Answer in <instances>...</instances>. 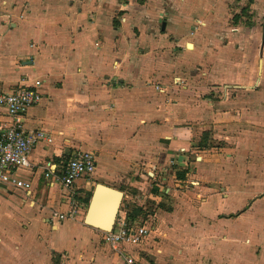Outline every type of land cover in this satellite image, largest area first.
Masks as SVG:
<instances>
[{"label": "crops", "instance_id": "1", "mask_svg": "<svg viewBox=\"0 0 264 264\" xmlns=\"http://www.w3.org/2000/svg\"><path fill=\"white\" fill-rule=\"evenodd\" d=\"M36 80L19 125L44 139L28 190L0 182V264H120L83 220L96 184L151 220L122 253L139 264H264V0H0V92ZM78 151L95 169L68 190Z\"/></svg>", "mask_w": 264, "mask_h": 264}, {"label": "built area", "instance_id": "2", "mask_svg": "<svg viewBox=\"0 0 264 264\" xmlns=\"http://www.w3.org/2000/svg\"><path fill=\"white\" fill-rule=\"evenodd\" d=\"M41 81L11 92H0V107H3L12 120L11 125L0 123V182L15 187L29 189V183L20 180L16 171L29 166L28 155L33 146L44 139L41 130L24 132L20 129V117L28 108L41 99L39 87ZM95 156L89 151H78L67 161L63 175L58 179L65 189H71L75 181L94 172ZM51 173L46 172L45 176ZM77 213L75 204H71L65 213L53 212L52 217L60 220ZM150 219H139L138 223L130 220L125 212H119L110 231L103 232V241L113 251L122 256L120 264H139L132 255H122L130 246L143 243L152 231Z\"/></svg>", "mask_w": 264, "mask_h": 264}, {"label": "water", "instance_id": "3", "mask_svg": "<svg viewBox=\"0 0 264 264\" xmlns=\"http://www.w3.org/2000/svg\"><path fill=\"white\" fill-rule=\"evenodd\" d=\"M123 194L119 190L96 184L84 216V223L99 229L110 231L117 217Z\"/></svg>", "mask_w": 264, "mask_h": 264}, {"label": "trees", "instance_id": "4", "mask_svg": "<svg viewBox=\"0 0 264 264\" xmlns=\"http://www.w3.org/2000/svg\"><path fill=\"white\" fill-rule=\"evenodd\" d=\"M242 13L246 15V11H245V10H244V11H242ZM238 18H239V17H237L236 19H234V21H237V20H238Z\"/></svg>", "mask_w": 264, "mask_h": 264}, {"label": "rangeland", "instance_id": "5", "mask_svg": "<svg viewBox=\"0 0 264 264\" xmlns=\"http://www.w3.org/2000/svg\"><path fill=\"white\" fill-rule=\"evenodd\" d=\"M211 92H213V91H211ZM219 93H220V92H219ZM217 94H218V93H217ZM158 240H159V242L164 241L162 238H159ZM197 262H198V261H196V263H197ZM196 263H195V264H196Z\"/></svg>", "mask_w": 264, "mask_h": 264}]
</instances>
